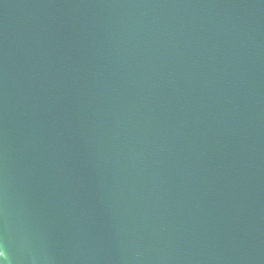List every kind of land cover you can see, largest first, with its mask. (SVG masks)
<instances>
[{
	"label": "water",
	"instance_id": "1",
	"mask_svg": "<svg viewBox=\"0 0 264 264\" xmlns=\"http://www.w3.org/2000/svg\"><path fill=\"white\" fill-rule=\"evenodd\" d=\"M0 264H264V0H0Z\"/></svg>",
	"mask_w": 264,
	"mask_h": 264
}]
</instances>
